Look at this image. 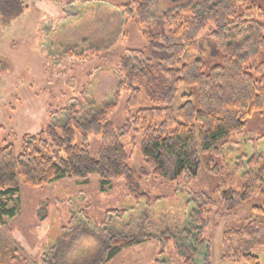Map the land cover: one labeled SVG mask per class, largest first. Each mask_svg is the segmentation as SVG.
<instances>
[{
    "label": "rangeland",
    "instance_id": "374dc122",
    "mask_svg": "<svg viewBox=\"0 0 264 264\" xmlns=\"http://www.w3.org/2000/svg\"><path fill=\"white\" fill-rule=\"evenodd\" d=\"M19 1L24 6L21 15L5 21L0 17V146L11 145L19 154L25 135H35L50 123L64 124L71 107L83 120L114 105L108 119L115 128L123 127L136 110L126 111V92L116 96L122 79L119 61L125 52L145 47V26L124 14L132 0ZM216 1L153 0L151 24L178 6ZM251 1L264 6L261 0ZM212 30L208 27L201 36ZM209 55L208 49L202 56L206 62ZM188 93L181 88L178 97ZM179 98L175 108L182 104ZM148 105L144 100L143 106ZM140 140L141 133L131 131L121 143L131 156L128 167L149 202L129 196L123 179L112 181L103 191L96 176L86 181L62 179L38 189L19 179V200L7 201L16 213L0 224V264H92L113 236L153 239L123 250L107 264H184L174 241L182 247L194 245L195 234L188 238L187 231L197 229L192 219L199 210L206 226L193 264H236L222 259L223 232L258 220L252 208L259 201L252 197L227 214L218 206L199 208L197 195L214 198L222 190L238 187L254 168L247 166L249 160L257 156L259 163L264 161V114L249 119L226 145L219 143L201 155L195 177L183 174L173 183L141 174V168H147ZM75 144L82 146L79 134ZM84 146L96 158L100 138L90 135ZM116 210H125V215L120 219L110 214ZM162 237L170 238L163 248ZM252 254L264 264V248Z\"/></svg>",
    "mask_w": 264,
    "mask_h": 264
},
{
    "label": "trees",
    "instance_id": "16d2710c",
    "mask_svg": "<svg viewBox=\"0 0 264 264\" xmlns=\"http://www.w3.org/2000/svg\"><path fill=\"white\" fill-rule=\"evenodd\" d=\"M152 1L132 0V7L124 10L138 26H145V47L125 52L119 61L122 79L116 96L126 92L125 109L135 113L117 129L108 119L114 105L83 120L77 117L80 111L71 107L66 109L64 124L50 123L35 135H25L19 154L11 145L0 146V224L4 217L16 213L7 207V201L19 200V179L25 186L38 189L62 179L86 181L96 176L101 191L112 181L123 179L129 196L149 202L128 167L131 156L121 143L131 131L141 133L140 153L147 168H141V174L173 183L183 174L195 177L201 155L219 143L226 145L227 138L243 131L249 119L264 114V6L251 0L186 4L151 24ZM23 11L19 0H0L3 21ZM208 27L213 28L210 34L201 36ZM208 49L210 61L206 62L202 56ZM181 88L191 93L179 98ZM177 98L182 104L175 108ZM144 100L148 106H143ZM77 134L82 146L75 144ZM90 135L100 138L96 158L84 146ZM259 161L257 156L249 160L248 167H260L248 170L238 187L222 190L214 198L197 195L199 208L218 206L227 214L252 197L260 203L252 208L258 220L223 232L225 261L259 264L252 254L264 248V161ZM110 214L121 219L125 210ZM192 222L198 227L187 233L188 238L195 234L194 245L182 247L174 241L184 264H193L197 247L203 246L206 222L202 210L194 214ZM152 239L113 236L92 264H107L123 250ZM169 239L162 237V248Z\"/></svg>",
    "mask_w": 264,
    "mask_h": 264
}]
</instances>
